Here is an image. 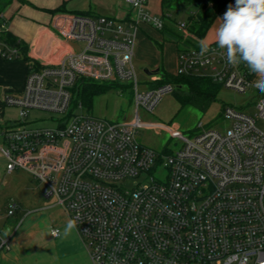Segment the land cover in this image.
I'll list each match as a JSON object with an SVG mask.
<instances>
[{
  "label": "built area",
  "instance_id": "obj_1",
  "mask_svg": "<svg viewBox=\"0 0 264 264\" xmlns=\"http://www.w3.org/2000/svg\"><path fill=\"white\" fill-rule=\"evenodd\" d=\"M124 20L105 15L57 13L53 29L74 46L53 62H27L23 89L2 102L17 108V119L0 128L5 171L23 170L39 181L43 198H54L84 244L91 264H264V94L253 115L231 105L221 111L222 128L185 136L177 126L113 121L71 109L81 79L130 87L136 110L151 112L174 90L171 81L139 87L133 54L141 24L161 31L170 13L155 15L148 0H124ZM194 13H190L192 15ZM223 12L218 15L222 17ZM175 26L192 37L187 20ZM0 58H19L18 46L2 39ZM177 52L174 75L209 78L221 87L250 91L251 76L227 63L214 42ZM161 78L157 79L159 81ZM155 81V82H157ZM154 81H151L153 83ZM83 105L78 102V108ZM32 110L53 112L54 127L33 126ZM164 127L181 140L174 150L157 152L137 139L141 127ZM166 169L160 180L142 174ZM134 180L135 187H123ZM16 211L10 204L6 216ZM53 227L50 235L57 238ZM12 233H0V253Z\"/></svg>",
  "mask_w": 264,
  "mask_h": 264
},
{
  "label": "rangeland",
  "instance_id": "obj_2",
  "mask_svg": "<svg viewBox=\"0 0 264 264\" xmlns=\"http://www.w3.org/2000/svg\"><path fill=\"white\" fill-rule=\"evenodd\" d=\"M185 7L190 9L192 6L187 4ZM181 15V12L176 13L177 18ZM159 33L160 31L151 30L147 36L153 46L151 55L159 62L161 68L159 73L174 75L176 64L173 44L162 39ZM135 65L139 87L143 88L144 85H148V82L154 81L148 85L152 86L159 79V75L146 74L140 62L135 61ZM187 92L188 89L185 86L181 88L175 86L172 92L164 94L153 110L148 112L142 108L136 110L130 87L120 89L119 86L94 96L90 110H87L84 105L78 108L77 103L75 112L121 122L132 120L137 111L142 122L176 125L185 136H192L199 132L201 130L197 127L199 122L205 129L222 128L224 120L221 111L225 105L234 106L253 116L256 112L257 98L250 91L241 93L220 87L205 110H199L190 104L182 105L178 97ZM6 113L9 114L11 120L17 119V108L10 107ZM35 117L37 119L31 125L54 127L56 124L54 119H57L58 115L53 112L32 110L30 119ZM255 120L257 128L264 132V119L255 116ZM137 139L157 152L174 150L181 141L172 138L166 128L155 126L139 128ZM165 174L166 169L158 167L151 174H142L136 182H146L151 175L162 180ZM133 181H126L123 187L132 189L135 187ZM10 204H16V211L7 217ZM62 209L55 203L54 198L42 197L39 181L29 173L23 170L7 173L4 163V175L0 179V233L2 235L12 233V236L10 249L0 253V264H91L86 248L76 231L73 230L67 237L62 235L63 227L69 219ZM53 227L60 230L57 238L50 235V229Z\"/></svg>",
  "mask_w": 264,
  "mask_h": 264
},
{
  "label": "crops",
  "instance_id": "obj_3",
  "mask_svg": "<svg viewBox=\"0 0 264 264\" xmlns=\"http://www.w3.org/2000/svg\"><path fill=\"white\" fill-rule=\"evenodd\" d=\"M185 5L187 4L182 0H148L147 8L155 15L170 13L171 17L165 19V25L178 30L175 22L187 20L190 13H195L197 9L195 4H190L192 6L190 9H186ZM56 8H60V10L53 12L52 10ZM177 12L182 13L181 17L177 18ZM57 13H86L87 15H105L124 20L132 12L130 6L124 0H24L23 2L13 0L4 9L2 18L6 22L7 31L26 45V56L29 59L49 63L65 53L70 46H74L73 43L60 37L54 31L52 23L53 17ZM218 18L217 16L212 21L202 38H198L195 35L187 38L190 39L194 46H200V41L206 43L214 42L215 30L219 24ZM151 30L154 29L146 24L140 25L136 36L133 63L135 68V61L143 64L145 73L149 76L159 75L162 78L163 74L159 73L161 69L159 62L151 55L153 46L147 38ZM159 34L162 35V39L166 40L167 37L164 34ZM171 44H173L175 50L176 64L177 42H171ZM26 72L27 62L25 60L8 61L0 58V128L16 120H11L9 114L6 113L11 106L4 105L2 99L5 94H18L22 91ZM252 79L253 77H251ZM250 92L256 98L261 95L254 93L252 90ZM4 163V157L0 152V179L4 175ZM55 203L57 204L56 200Z\"/></svg>",
  "mask_w": 264,
  "mask_h": 264
},
{
  "label": "trees",
  "instance_id": "obj_4",
  "mask_svg": "<svg viewBox=\"0 0 264 264\" xmlns=\"http://www.w3.org/2000/svg\"><path fill=\"white\" fill-rule=\"evenodd\" d=\"M13 0H0V21L2 19V13L4 9ZM23 2L24 0H20ZM186 4H195L197 9L194 14L189 15L187 18V29L193 35L198 38H202L207 32L208 28L212 24V21L222 12L227 10V6L230 3H234V0H182ZM60 8L52 10L53 12L59 11ZM86 14V13H79ZM160 33L164 34L169 42L176 43V50L179 51L182 47L194 46L190 39L184 37L181 31L173 29L164 25L163 30ZM2 39H5L11 44L17 45L19 50V58L26 62H32L29 57L26 56V45L23 44L17 37L13 36L10 32H5L2 35ZM17 60V59H15ZM173 82L177 88L185 86L188 89L187 93L180 94L178 97L182 105L190 104L198 108L199 110H205L210 102L215 97V92L221 87L218 84L213 83L209 78L203 76L194 75H170L163 73L162 78L155 82L154 85L164 82ZM77 88L74 93V99L72 100L71 109L74 110L78 101L90 110L92 100L94 96L107 91L108 89L118 88L120 85L117 82H96L91 80L81 79L77 83Z\"/></svg>",
  "mask_w": 264,
  "mask_h": 264
},
{
  "label": "clouds",
  "instance_id": "obj_5",
  "mask_svg": "<svg viewBox=\"0 0 264 264\" xmlns=\"http://www.w3.org/2000/svg\"><path fill=\"white\" fill-rule=\"evenodd\" d=\"M218 19L214 43L225 50L228 64L243 68L253 77L250 89L264 94V0H234ZM209 47L200 41V54L207 53ZM76 228V221L69 218L62 235L67 237ZM54 231L60 234L59 229Z\"/></svg>",
  "mask_w": 264,
  "mask_h": 264
}]
</instances>
